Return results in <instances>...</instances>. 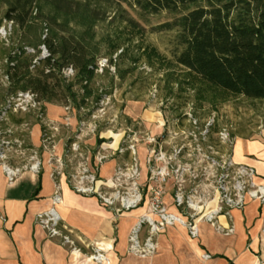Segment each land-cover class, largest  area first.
I'll use <instances>...</instances> for the list:
<instances>
[{"label": "crops", "instance_id": "1", "mask_svg": "<svg viewBox=\"0 0 264 264\" xmlns=\"http://www.w3.org/2000/svg\"><path fill=\"white\" fill-rule=\"evenodd\" d=\"M145 108V103L130 102L121 111V118L125 116L127 120L136 123L132 126L122 124L123 128L116 132L104 131L100 134V141L96 134L86 137L92 132L91 129L79 134L78 139L82 140L83 145L79 144L80 154L75 155L80 157L75 170L80 162L96 168L97 187L110 189L115 170L131 160L129 153H120L126 129L135 128L133 126L138 124V128L159 135L167 125V115L164 116L160 110ZM21 117L24 118L23 115ZM19 118L18 114H9L10 124L16 127L14 137L34 148L43 166L40 173L25 171L13 184H8L0 169V214L3 216L0 220V264H99L89 258L96 250L106 254L108 261L104 264H264V204L253 198L247 199L243 209L218 215V225L223 229L232 228L231 234L220 232L211 224L198 219L197 239H191L186 228L175 225L158 235V249L154 255L141 257L131 253L129 238L142 217L148 213L147 203L118 214L95 196L75 193L69 184L65 162L73 161L74 157H70L64 150L63 139L50 147L42 140L43 131L39 121H18ZM73 120L77 124V119ZM36 127L40 131L38 142L33 138ZM83 137L86 139L83 140ZM234 142V162L255 168L257 183L264 185V133L254 140L237 136ZM137 149L139 160L141 155L144 161L148 144L140 141ZM52 151L65 160L66 171L56 178L49 166ZM99 156L106 158L100 163ZM12 163L18 164L19 160L15 158ZM57 185L63 200L58 211L63 223L73 230L79 251L64 245L60 239L48 238L37 225L38 215L51 207ZM164 199L169 211L176 212L172 194L166 193ZM210 207L214 208L215 202ZM140 235L145 237L146 227ZM204 254L210 255V259L204 260Z\"/></svg>", "mask_w": 264, "mask_h": 264}, {"label": "trees", "instance_id": "2", "mask_svg": "<svg viewBox=\"0 0 264 264\" xmlns=\"http://www.w3.org/2000/svg\"><path fill=\"white\" fill-rule=\"evenodd\" d=\"M122 2L144 15L172 16L154 30L174 33L173 60L191 75L224 92L264 101V0H0L3 19L13 22L2 57L8 94L30 91L44 111L54 104L74 109L81 122L91 117L103 97L98 62L109 47L111 54L119 50L106 47L97 29ZM109 60L114 64L113 56ZM67 68L74 70L72 77L64 74ZM117 75L124 77L120 69Z\"/></svg>", "mask_w": 264, "mask_h": 264}, {"label": "built area", "instance_id": "3", "mask_svg": "<svg viewBox=\"0 0 264 264\" xmlns=\"http://www.w3.org/2000/svg\"><path fill=\"white\" fill-rule=\"evenodd\" d=\"M12 21H5L0 28V39L9 43ZM47 56L42 47L41 57ZM116 61V58H115ZM37 62V61H35ZM7 63L0 57V74L6 87L10 80L2 67ZM108 58H101L96 73H103L110 67ZM66 76H73L74 70L67 68ZM40 103L30 91H18L6 96L0 105V169L8 184H13L25 171L40 173L42 160L38 152L26 146L22 139L14 137L16 127L10 124L9 114L29 113L38 108ZM183 120L174 118L167 122L164 131L152 135L141 128H127L125 141L120 153H129L130 165L115 170L111 188L103 190L97 187L98 172L80 162L69 179L73 191L84 196H95L103 205L122 214L139 208L145 202L149 211L133 229L129 242L130 252L148 257L158 249L157 237L171 226H182L188 230L191 239L199 237L198 219L211 224L216 230L231 234L233 229H223L217 223L220 214L234 209H243L248 198L259 200L264 204V185L257 183V171L246 165L234 162L232 148L234 139L228 128H223L218 138L224 145V151L217 149V133L212 131L214 116L204 124L191 112L183 114ZM145 141L148 144L146 156V174L140 164L137 144ZM75 155L80 154L77 141L71 145ZM19 160L13 164V159ZM106 156H99L101 163ZM49 166L53 176L59 177L65 172L62 156L51 152ZM171 193L176 212H170L165 203V194ZM218 201V204H217ZM215 202V207L211 204ZM63 203L59 185L51 200V207L38 215L37 225L50 239H60L64 245L79 251L73 238V230L63 223L58 206ZM3 216L0 214V220ZM146 227V235L140 232ZM204 260L210 255L204 254ZM89 258L99 264L108 261L104 252L96 250Z\"/></svg>", "mask_w": 264, "mask_h": 264}, {"label": "rangeland", "instance_id": "4", "mask_svg": "<svg viewBox=\"0 0 264 264\" xmlns=\"http://www.w3.org/2000/svg\"><path fill=\"white\" fill-rule=\"evenodd\" d=\"M3 18L4 8L0 7V28L5 26ZM171 20L172 16L166 12L144 15L136 6L126 2L113 5L109 9L107 21L98 27L97 34L104 40L106 47L113 44L119 46V50L111 54L109 47V51L106 50L109 55L103 56L108 59L113 56L114 64L110 62V67L105 68L103 73H97V85L103 97L91 117L81 122L74 109L60 106L65 109L66 115L61 117L62 122L53 121L48 117L47 105L46 111L39 106L29 113L18 114V121L26 119L41 123L42 140L50 147L63 139L64 150L70 157H74L73 161L64 160L67 162L69 179L80 160L71 149L75 141L83 145L78 135L91 129L92 132L86 137L96 134L100 141V134L104 131L116 132L125 124L132 126L136 122L127 120L125 116L121 118V111L130 102L145 103V109L148 110H160L164 116L167 115V122L174 118L183 120V114L187 111H191L202 124L214 116L212 131L217 133V149L220 151L224 145L218 134L223 128L230 130L233 139L239 136L254 140L264 133V101L251 100L210 87L175 63L174 33L154 30L158 25ZM8 46L9 43L0 39L1 58L8 52ZM122 50L125 52L118 58ZM2 69L4 71V66ZM118 69L124 76L122 79L117 75ZM8 93V87L4 85L0 74V105L5 102ZM75 118L77 124L73 123ZM135 125L133 127L138 129V124ZM130 159L127 165L132 163L131 156ZM140 161L145 176L146 158L143 161L140 155Z\"/></svg>", "mask_w": 264, "mask_h": 264}, {"label": "bare ground", "instance_id": "5", "mask_svg": "<svg viewBox=\"0 0 264 264\" xmlns=\"http://www.w3.org/2000/svg\"><path fill=\"white\" fill-rule=\"evenodd\" d=\"M47 106H48L49 117H51L52 120L54 121L62 122L63 119L61 117L66 115L65 109L63 107H60L54 104H47ZM74 121L75 120H73V122ZM39 134H40L39 128L36 127L33 132V138L35 142H38Z\"/></svg>", "mask_w": 264, "mask_h": 264}]
</instances>
